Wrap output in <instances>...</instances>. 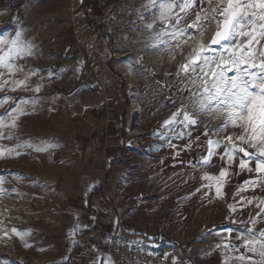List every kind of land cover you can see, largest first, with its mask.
<instances>
[{
  "label": "crops",
  "instance_id": "0c3cea01",
  "mask_svg": "<svg viewBox=\"0 0 264 264\" xmlns=\"http://www.w3.org/2000/svg\"><path fill=\"white\" fill-rule=\"evenodd\" d=\"M90 5L86 0H26L23 10L9 15L4 39L20 32L22 45L12 59L13 87L26 96L22 100L31 110L42 103L32 111L42 131L34 127L29 135L28 157L37 156L34 167L48 171L39 195L30 196L28 247L17 250L18 257L28 264H103L109 261L105 234L113 232L132 244L164 246V254H170L166 264L174 251L184 250L180 244L192 246V264H225L229 257L228 264H238L234 258L240 254L258 259L247 252L242 237L249 235L247 229L256 235L264 231V187H248L245 181L264 173L242 171V153L231 165L222 159L225 138L217 140L221 147L207 165L200 162L210 135L194 131L183 143L172 173L195 174L198 192L179 195L175 204L173 196L158 192L163 179L153 175L148 180L150 169H143L146 179L139 182L128 175L126 136L120 129L122 80L110 67L108 34L86 11ZM249 167L255 168V158ZM223 169L229 176L213 211L211 189ZM205 174L214 179H202ZM166 179L174 181V174ZM240 188L245 190L238 193ZM173 242L177 245L169 247Z\"/></svg>",
  "mask_w": 264,
  "mask_h": 264
},
{
  "label": "rangeland",
  "instance_id": "374dc122",
  "mask_svg": "<svg viewBox=\"0 0 264 264\" xmlns=\"http://www.w3.org/2000/svg\"><path fill=\"white\" fill-rule=\"evenodd\" d=\"M86 2L93 3L89 6L91 9L86 7L87 13L98 21L99 30L109 36L110 67L122 80L120 111L124 117L122 124L124 123L127 143L128 175L135 177L139 182L146 179L143 169H150L152 175L148 176V180L153 175L159 177V180L163 179L164 181L159 183L158 192L167 197L173 196L175 199L173 204L179 195L197 193L198 187L194 185L195 174L190 176L189 173L177 171L172 173V169L179 164V152L181 153L183 143L188 141L194 131L201 132L202 135L207 132L213 141H220L227 135H238L240 129L229 126L226 130L216 133L215 129L221 124L222 118H204L201 123L190 129L177 124L165 126L164 122L169 120L181 105L189 104V94L184 90V86L188 84L191 87V85L187 78L177 76L179 65L185 62L190 50L201 40L205 44L210 43L216 31L215 23L208 24L202 30L203 36L200 32H194L190 37L191 42L182 44L181 50L175 47V41L160 44L155 39L156 32L161 31L159 21L156 22V32L146 28V23L153 22V13L157 12L156 9L148 7L149 0H86ZM203 7L208 9V4L205 3ZM9 15L5 0H0V55L7 52L8 46L2 41L9 27L7 24ZM191 19H194V16ZM163 39L169 40L168 37ZM154 43H157L158 47L150 46ZM211 47L215 52H209L208 55L216 57L221 54L227 55L221 45H211ZM227 74L231 76L233 72ZM14 80L12 71L0 67V101L6 97L10 98L0 107V114L11 111L17 106V102L21 104L18 107L24 113L18 116L17 113H12L13 116H17V127L4 130V135L10 134L12 139L0 138V149H12L11 153L4 151L0 156V264H28L18 257L17 250H22L27 244L28 234L25 227L29 224L27 212L33 199L30 196H38L44 188V179L48 178L47 170L40 169L38 164L36 168L34 167V160L38 157L34 158L31 155L28 157L27 150L29 135L33 132V128L37 127V132L42 131L38 130L40 128L36 122L37 118H34L32 112L42 103L34 104L32 110L27 102L22 103V99L26 96L18 94L17 89L12 90ZM61 90L63 93L72 91L70 88ZM196 118L200 119L199 116ZM5 122L10 125L11 118ZM51 123V121L48 123L50 127ZM177 133L183 135L178 137ZM171 174H174V181L166 179ZM154 192L156 191L150 190L149 193L154 194ZM209 204L213 211L220 204V196L216 195L214 184ZM200 213L201 211L197 209L196 214ZM196 223L198 226V220ZM12 228L27 235L21 238L11 232ZM5 232L8 233L7 236ZM173 244L177 245L173 242L168 246L173 247ZM180 245L184 250L174 251L173 259L168 260L167 264H192L190 260L192 246ZM164 256L166 261L170 254L165 253Z\"/></svg>",
  "mask_w": 264,
  "mask_h": 264
},
{
  "label": "snow or ice",
  "instance_id": "6c2138e0",
  "mask_svg": "<svg viewBox=\"0 0 264 264\" xmlns=\"http://www.w3.org/2000/svg\"><path fill=\"white\" fill-rule=\"evenodd\" d=\"M205 3L208 4V9L203 7ZM148 7L156 9L157 12L153 13V22L146 23V28L156 32V22L159 21L161 31L156 32L155 39L160 44L175 41V47L181 50L182 44L191 42L190 37L194 32H200L203 36L202 30L208 24L216 25L210 43L205 44L201 40L190 50L185 62L179 65L177 76L187 78L191 85L184 86V90L189 94V104L181 105L172 117L164 122L165 126L177 124L190 129L201 123L204 118H222L221 124L215 129L216 133L226 130L229 126L239 128L240 132L235 137H225L224 155L221 158L226 157L227 163L231 165L236 156L242 153L243 157L239 160L242 171L264 173V0H215V6L213 0H149ZM193 16L194 19H191ZM20 36L21 33L16 32L14 39L2 41L6 46H11L4 55H0V67L10 72L14 67L13 57L19 56L22 51ZM163 37H168L169 40ZM211 45H221L227 55H208L209 52H215ZM150 46L158 47V44ZM228 72H233V75L229 76ZM17 83L24 84L23 81ZM12 90L15 91V88ZM39 90L35 89L37 92ZM8 99L10 98L6 97L0 101V107L6 104ZM14 112L17 116L24 114L18 106L0 114V138L12 139L10 134L4 135V130L17 127V116L12 115ZM197 116L200 119H197ZM8 118L12 121L10 125L5 122ZM204 134L207 135V132ZM181 135L183 133H177L178 137ZM206 143L207 156L202 158V165L209 164L211 157L217 154L215 149L221 147L219 141L209 139ZM244 144L254 151L245 148ZM4 151L11 153L12 149H0V156ZM253 158L254 169L249 167ZM228 176L227 169H223L215 178L217 196L221 195V188ZM202 179L211 181L214 178L205 174ZM257 184L264 187V175L245 181L248 187H255ZM244 190L245 188H240L238 193ZM261 204H264V201H261ZM229 209L236 211L232 205H229ZM231 231L228 229L229 233ZM246 231L249 235L242 237L243 246L258 259H254L252 255L240 254L234 258L235 261L238 264H264V231L258 235L253 234L252 229ZM11 232L21 238L27 235L17 232L15 228H12ZM7 235L5 232V236ZM25 246L28 247L27 244ZM231 259L233 258L226 259L225 264Z\"/></svg>",
  "mask_w": 264,
  "mask_h": 264
},
{
  "label": "built area",
  "instance_id": "2783aa9c",
  "mask_svg": "<svg viewBox=\"0 0 264 264\" xmlns=\"http://www.w3.org/2000/svg\"><path fill=\"white\" fill-rule=\"evenodd\" d=\"M26 0H5L9 14L23 10ZM108 244L109 261L103 264H166L164 251L132 244L121 234H105Z\"/></svg>",
  "mask_w": 264,
  "mask_h": 264
},
{
  "label": "trees",
  "instance_id": "16d2710c",
  "mask_svg": "<svg viewBox=\"0 0 264 264\" xmlns=\"http://www.w3.org/2000/svg\"><path fill=\"white\" fill-rule=\"evenodd\" d=\"M123 118H124V117L122 116V120H123ZM120 129H121V131L124 129V123L122 124V126H121V128H120ZM164 249H165V247H164V246H163V247H160V250H162V251H163Z\"/></svg>",
  "mask_w": 264,
  "mask_h": 264
},
{
  "label": "bare ground",
  "instance_id": "6f19581e",
  "mask_svg": "<svg viewBox=\"0 0 264 264\" xmlns=\"http://www.w3.org/2000/svg\"><path fill=\"white\" fill-rule=\"evenodd\" d=\"M110 15V14H109ZM155 57V56H154Z\"/></svg>",
  "mask_w": 264,
  "mask_h": 264
}]
</instances>
